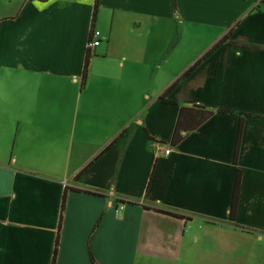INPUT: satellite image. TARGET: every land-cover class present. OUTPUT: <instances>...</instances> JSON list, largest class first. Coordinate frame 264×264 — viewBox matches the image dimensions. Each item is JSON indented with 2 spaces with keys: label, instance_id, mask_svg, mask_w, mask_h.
<instances>
[{
  "label": "crops",
  "instance_id": "1",
  "mask_svg": "<svg viewBox=\"0 0 264 264\" xmlns=\"http://www.w3.org/2000/svg\"><path fill=\"white\" fill-rule=\"evenodd\" d=\"M261 1L0 0V264H264Z\"/></svg>",
  "mask_w": 264,
  "mask_h": 264
},
{
  "label": "trees",
  "instance_id": "2",
  "mask_svg": "<svg viewBox=\"0 0 264 264\" xmlns=\"http://www.w3.org/2000/svg\"><path fill=\"white\" fill-rule=\"evenodd\" d=\"M261 3H264V0L261 1ZM260 3V4H261ZM98 6V0H96L95 2V7H94V11L96 10V7ZM260 6H257V9H259ZM238 24H236L234 27L236 28ZM223 46H229V47H234L237 49H249L248 45L245 44H241V43H235L231 41V32L229 31L226 35H224L217 43H215L206 53H204L197 61H195V63L188 69L186 70L179 79H177L169 88H167L165 90V92L161 95L160 100L164 101V99L168 96L171 95L175 89L177 88V86L179 85V83L183 82L184 80H187L188 78H190L194 72L199 68V66L206 61L208 58H210L218 49H220ZM88 51H86V59H85V63H84V69H83V73H82V81L84 82L86 79V74H87V57H88ZM211 112L208 111L207 115H209ZM217 113L220 114H229V111L226 110H217ZM248 117V116H247ZM258 119H264L263 117H259ZM239 136H240V132H241V127L239 128ZM238 136V137H239ZM238 139L237 138V143H236V148H235V157L236 154L238 152ZM239 185H240V173L237 172L236 174V178H235V183H234V188H233V195H232V202H231V207H230V216L229 218H232V213L234 212V208L236 206V200H237V194H238V190H239ZM64 204V200L62 202V206ZM56 248H57V239H56V243H55V248H54V255L56 253Z\"/></svg>",
  "mask_w": 264,
  "mask_h": 264
},
{
  "label": "rangeland",
  "instance_id": "3",
  "mask_svg": "<svg viewBox=\"0 0 264 264\" xmlns=\"http://www.w3.org/2000/svg\"><path fill=\"white\" fill-rule=\"evenodd\" d=\"M183 33H185L184 37L177 43L171 39V46L175 43V56L171 60L176 69L181 68L193 58L203 55L216 42V31L211 29L187 25ZM164 77L161 75V82L164 81Z\"/></svg>",
  "mask_w": 264,
  "mask_h": 264
},
{
  "label": "built area",
  "instance_id": "4",
  "mask_svg": "<svg viewBox=\"0 0 264 264\" xmlns=\"http://www.w3.org/2000/svg\"><path fill=\"white\" fill-rule=\"evenodd\" d=\"M101 33L97 30H92L90 32V35H89V38H88V41H87V44H86V51L90 52V51H93L95 50L97 47H99L100 43H101ZM155 148H158V145L156 144H153ZM170 154V150L169 149H166L164 151V155L165 156H168ZM120 210L123 209V207H120L119 208Z\"/></svg>",
  "mask_w": 264,
  "mask_h": 264
}]
</instances>
